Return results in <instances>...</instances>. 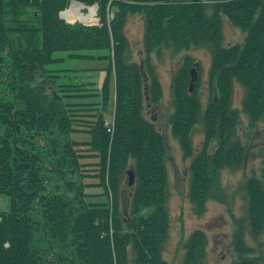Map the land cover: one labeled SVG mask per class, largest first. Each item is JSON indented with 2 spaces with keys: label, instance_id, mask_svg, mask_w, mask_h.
Segmentation results:
<instances>
[{
  "label": "trees",
  "instance_id": "trees-1",
  "mask_svg": "<svg viewBox=\"0 0 264 264\" xmlns=\"http://www.w3.org/2000/svg\"><path fill=\"white\" fill-rule=\"evenodd\" d=\"M75 1L97 4L101 24L67 23L60 12L71 0H0V195L11 200L0 210V264H130L131 253L132 264H168L162 257L170 197L165 141L145 116V103L157 105L163 96L153 54L195 47L212 55L218 96L203 109L197 91L189 93L194 59L188 56L173 81L170 119L184 158L192 159L189 196L202 214L209 199H220L214 175L244 159L237 135L242 117L251 128L264 121V0ZM136 14L145 20L142 67L131 62L125 32ZM222 16L246 33L243 43L224 45ZM93 51L108 53L101 88L55 85L61 72L49 67L65 59L55 53L83 60L93 59ZM50 84L52 95L45 90ZM236 85L245 91L242 108L235 107ZM197 124L205 126L206 142L195 154ZM216 138L219 148L210 156ZM262 166L260 177L242 187L254 238L264 233V159ZM130 169L135 185L127 214L121 197ZM92 188L107 200L88 201L99 196L88 193ZM237 223V253L251 255L244 221ZM206 246L205 234L195 231L184 264H202Z\"/></svg>",
  "mask_w": 264,
  "mask_h": 264
},
{
  "label": "rangeland",
  "instance_id": "rangeland-1",
  "mask_svg": "<svg viewBox=\"0 0 264 264\" xmlns=\"http://www.w3.org/2000/svg\"><path fill=\"white\" fill-rule=\"evenodd\" d=\"M82 4L84 8L82 12L88 15L91 8L95 9L94 19L91 23L83 21H68L67 23H82L86 26L100 25L99 6L97 4L88 6L83 2L71 0L72 3ZM70 4V6H71ZM70 8V7H69ZM68 8V9H69ZM66 9V10H68ZM66 10L60 12L61 14ZM212 12V11H211ZM60 14V17H61ZM114 15H111L113 17ZM223 17L224 28V45L233 46V44L243 43L246 33L242 32L238 27H235L227 17ZM125 32L130 43L131 62L144 65L143 61L147 57L145 50V20L140 15H130L127 20ZM90 55L93 59H70L68 53H55L54 57H64V61L53 64L49 69L61 72L59 79L55 85H67L73 82H90L94 87L101 88L105 81L106 68L109 66L108 61L102 59L104 55H108L106 51H93ZM193 57L194 63L191 66V72L194 71L196 81L192 82L189 88V93L197 91L203 109L207 107L210 99H216L218 96L217 89L213 87L211 82V65L212 55L208 50L203 48L192 47L190 50L181 49L180 51H164L161 56L153 54L152 62L156 67L159 84H161L162 98L159 104L145 103V116L149 121L153 122L161 136L164 138L165 144V160L168 170L169 192L168 200V238L162 257L168 264H184L187 252L185 243L193 236L195 231H202L205 234L206 250L205 258L202 264H233L235 261L243 259L253 260L254 258L263 259L264 264V233L258 238L251 236L248 218V199H246V191L243 185L250 177L256 175L260 177L263 156L262 147H264V121L258 122V126L251 128L247 117H242L241 126L237 131V135L243 145L246 146L244 159L236 169H223L212 179L214 190L219 193V201L209 199L202 214H197L194 211V205L190 200L191 186V169L192 159H185L183 148L178 138L175 137L170 119L174 112V78L180 68L185 64L186 57ZM42 81V80H41ZM147 84H151L150 80H146ZM52 85H47L45 90L49 95H52L54 89ZM146 85V82H145ZM147 86V85H146ZM145 93H147V87ZM245 91L240 85L235 87V107L242 108ZM100 98L89 100L90 102H98ZM71 102V100L69 101ZM107 119L111 122L112 116L108 115ZM193 132V147L195 154L204 149L206 142L205 126L202 124L195 125ZM74 138L86 140L88 135H75ZM219 138L212 140L208 144V154L213 156L219 148ZM132 171V169H130ZM93 182V181H92ZM95 182V181H94ZM126 187L123 188L121 205L122 211L129 214L131 211L132 192L135 185L130 183V175L126 178ZM99 195L88 201L100 202L106 201L107 197H102L101 188L89 189L88 193ZM11 200L5 194L0 195V210H8ZM244 221V243L254 249L251 255H240L235 248V236L238 234V221ZM240 235V234H239ZM131 253V252H130ZM132 264V253L129 256Z\"/></svg>",
  "mask_w": 264,
  "mask_h": 264
},
{
  "label": "bare ground",
  "instance_id": "bare-ground-1",
  "mask_svg": "<svg viewBox=\"0 0 264 264\" xmlns=\"http://www.w3.org/2000/svg\"><path fill=\"white\" fill-rule=\"evenodd\" d=\"M84 8V6L82 4H78V3H72L70 8L68 10H66L65 12H63V16L71 22H75L77 20L79 21H83L86 23H91L94 19V15H95V9L91 8L89 9V13L84 14L82 12V9Z\"/></svg>",
  "mask_w": 264,
  "mask_h": 264
},
{
  "label": "water",
  "instance_id": "water-1",
  "mask_svg": "<svg viewBox=\"0 0 264 264\" xmlns=\"http://www.w3.org/2000/svg\"><path fill=\"white\" fill-rule=\"evenodd\" d=\"M61 18L64 19V16H63V13L61 14ZM194 71H192V82L196 81V78L194 77ZM129 175H130V183H131V186L132 184H134V172L132 171H129Z\"/></svg>",
  "mask_w": 264,
  "mask_h": 264
}]
</instances>
